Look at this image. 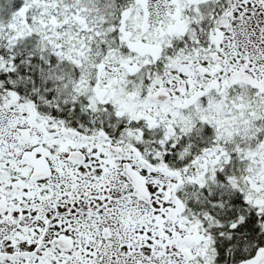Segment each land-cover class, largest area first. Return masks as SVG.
<instances>
[{
	"label": "snow or ice",
	"instance_id": "6c2138e0",
	"mask_svg": "<svg viewBox=\"0 0 264 264\" xmlns=\"http://www.w3.org/2000/svg\"><path fill=\"white\" fill-rule=\"evenodd\" d=\"M0 264H264V0H0Z\"/></svg>",
	"mask_w": 264,
	"mask_h": 264
}]
</instances>
